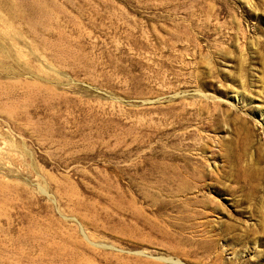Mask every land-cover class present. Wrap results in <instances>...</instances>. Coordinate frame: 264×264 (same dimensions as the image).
<instances>
[{
  "label": "rangeland",
  "instance_id": "rangeland-1",
  "mask_svg": "<svg viewBox=\"0 0 264 264\" xmlns=\"http://www.w3.org/2000/svg\"><path fill=\"white\" fill-rule=\"evenodd\" d=\"M7 1L0 264H264V0Z\"/></svg>",
  "mask_w": 264,
  "mask_h": 264
},
{
  "label": "bare ground",
  "instance_id": "bare-ground-1",
  "mask_svg": "<svg viewBox=\"0 0 264 264\" xmlns=\"http://www.w3.org/2000/svg\"><path fill=\"white\" fill-rule=\"evenodd\" d=\"M30 2H31V4H29V5H30L31 12L34 15V18L38 17V18L44 20L45 22H51L50 21L51 18L55 19V12H54L55 7L51 8L46 3H43L41 0H32ZM1 8L6 10L5 12L7 13V16L12 19V22H13V20H15L16 17H21V18L24 17V13L20 12L18 7L14 3L9 2L7 0H0V9ZM12 22H10L8 20L4 21L6 30H4V33H2V31H0V63H2L3 66L5 65L6 67L9 66L8 64H10V62H13V64L16 63V65H17L18 61L20 60V58L17 57L18 59H16V57H14L13 47L16 45L15 43H18L20 41V39L22 37L21 29H19L20 26L18 27V25H16L17 23L14 25V23H12ZM31 22L33 24L35 22V19H34V21H31ZM9 41L12 42L11 45H14L12 48H9L10 46H8V44L10 43ZM127 42H129L130 44H134L135 47H132L134 49H142V48L147 47V45L142 40H139V39L137 40L134 33H128ZM14 50H15V48H14ZM18 51L19 50H17L16 53L19 54V56H20L21 52L18 53ZM41 55H43V54H41ZM34 57H35L34 60H37L39 62L38 64H40V66H35L36 68L34 69L33 68L34 63H32L33 64L32 69L34 71L32 76L36 80V81H32V82H34L33 84L36 85L38 82H40V83L44 82L46 84H49V83L53 82V79L57 81L58 77H56V75L52 74V70L54 68V67L52 68L53 64L50 65V63L48 61H46L47 58H44L43 56L40 57V54L38 56V53H37V56H34ZM34 57L32 56L31 59H33ZM122 58H126L128 60L129 75L133 72V70L138 68L139 64H141L139 61L130 58L129 54L126 52H123ZM21 61H23V60H21ZM30 62H32V60H30ZM30 62H28V63H30ZM20 63H22V62H20ZM28 63H25V62L23 63L25 66L24 67L25 69L31 68V65H28ZM35 65H36V63H35ZM21 68H23V67H21ZM24 68L22 70H24ZM12 69H14L13 66H12L11 70ZM5 71H6V69H5ZM32 76H31V78H32ZM132 78H133V76H132ZM46 89H47L48 93L52 94L51 90L49 88H46ZM8 111L12 116L13 112H15L16 110H15V107H12V108H9ZM14 117H15V115H14ZM180 193H182V192H180ZM185 199L191 200L190 197L189 198L186 197V198L182 199L181 196H179V204L182 206H186V204L183 203V201ZM163 206H165V204L162 205V207ZM156 207H157V209H160L161 206L159 204H157ZM193 213H194V216L196 217L197 213L196 212H193ZM190 216H191V214H190ZM190 216H189V218H190ZM207 237H208V235H207ZM209 237H210V235H209ZM206 248H207V244H206Z\"/></svg>",
  "mask_w": 264,
  "mask_h": 264
}]
</instances>
